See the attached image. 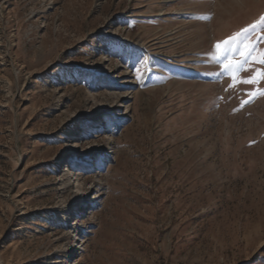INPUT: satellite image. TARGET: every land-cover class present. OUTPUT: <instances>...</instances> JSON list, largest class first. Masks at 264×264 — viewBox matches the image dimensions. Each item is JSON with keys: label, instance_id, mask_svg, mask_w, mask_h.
Returning <instances> with one entry per match:
<instances>
[{"label": "rangeland", "instance_id": "obj_1", "mask_svg": "<svg viewBox=\"0 0 264 264\" xmlns=\"http://www.w3.org/2000/svg\"><path fill=\"white\" fill-rule=\"evenodd\" d=\"M261 37L264 0H0V264H264Z\"/></svg>", "mask_w": 264, "mask_h": 264}, {"label": "snow or ice", "instance_id": "obj_2", "mask_svg": "<svg viewBox=\"0 0 264 264\" xmlns=\"http://www.w3.org/2000/svg\"><path fill=\"white\" fill-rule=\"evenodd\" d=\"M261 39H264V37H261ZM257 42H258V41H257ZM220 43H221V42H219V41L216 42V44L214 45V47H215V48H219V47H220ZM224 43H227V40H226ZM254 49H255V44L249 46V50H248L247 52H242V53H241V56H242V57H248V56H251V52H252ZM256 62H259V63H261V64H264V52H261V55H260L259 59H258ZM230 65L233 66V67H235V65L232 64V62H230ZM228 66H229V65H225V67H228ZM259 79H264V69H262V70H258L257 72H255V73L253 74L252 77H249V78H247V79H243V80H241V81H239V82H242V83H248V84H255V83L258 82ZM235 82H236V81L234 80V83H235ZM230 86H231V85H230ZM257 94H264V90H259V89H257L255 92L251 93L250 96H249V99L246 100V101H244V102H245V103H247V102H251V99H254L255 96H256Z\"/></svg>", "mask_w": 264, "mask_h": 264}, {"label": "bare ground", "instance_id": "obj_3", "mask_svg": "<svg viewBox=\"0 0 264 264\" xmlns=\"http://www.w3.org/2000/svg\"><path fill=\"white\" fill-rule=\"evenodd\" d=\"M113 138H112V136H109V137H107V142L109 141V140H112Z\"/></svg>", "mask_w": 264, "mask_h": 264}]
</instances>
